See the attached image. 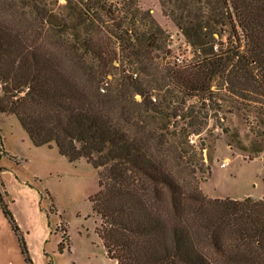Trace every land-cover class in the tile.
<instances>
[{"label":"trees","instance_id":"obj_1","mask_svg":"<svg viewBox=\"0 0 264 264\" xmlns=\"http://www.w3.org/2000/svg\"><path fill=\"white\" fill-rule=\"evenodd\" d=\"M130 2L116 12L95 1L103 13L88 15L118 40L128 58L120 62L100 29L75 39L46 29H75L47 0H0V113L35 146L54 143L98 171L96 231L117 264H264V198L206 195L211 168L189 142L209 119L228 133L234 112L262 117L250 130L264 138V0H184L172 15L192 56L162 65L147 49L153 32L137 44L123 28L137 21ZM240 148L250 159L261 151Z\"/></svg>","mask_w":264,"mask_h":264},{"label":"rangeland","instance_id":"obj_2","mask_svg":"<svg viewBox=\"0 0 264 264\" xmlns=\"http://www.w3.org/2000/svg\"><path fill=\"white\" fill-rule=\"evenodd\" d=\"M132 1L129 5L137 10V21L130 23L129 16L123 28L133 32L132 41L137 44L138 36L146 44L153 32V42L158 41L147 49L155 63L192 56V48L177 23L180 19L172 15L181 12L184 0ZM47 2L54 14L75 29L50 24L46 29L62 30L60 34L72 39L77 33L83 35L85 28L106 33L98 22L91 24L78 3ZM205 13L212 20L219 19L218 11L205 9ZM104 17L106 25L113 26L114 21ZM105 35L118 53L116 59L127 62L117 47L118 40L112 34ZM226 115L228 133L215 119H209L199 137L203 163L211 168V174H203L200 188L212 198H264V138L257 139L250 130V125L262 117L252 115L247 121L241 112ZM242 146L261 151L250 159ZM98 190V171L84 158L70 162L54 143L35 146L14 115L0 113V264H117L107 256L96 231L100 217L93 210L92 199ZM23 243L27 253L23 252Z\"/></svg>","mask_w":264,"mask_h":264},{"label":"built area","instance_id":"obj_3","mask_svg":"<svg viewBox=\"0 0 264 264\" xmlns=\"http://www.w3.org/2000/svg\"><path fill=\"white\" fill-rule=\"evenodd\" d=\"M59 4H66L69 1L78 3L81 8L90 16H95L97 13L102 12L96 5H94L95 1H99L105 7L112 9L113 11L120 12V9L123 7V0H54ZM201 135V134H200ZM200 135L191 134L189 136V142L192 145L199 146L198 140Z\"/></svg>","mask_w":264,"mask_h":264}]
</instances>
